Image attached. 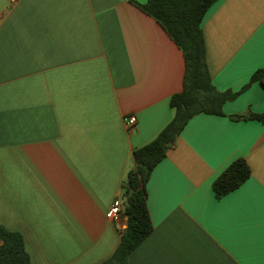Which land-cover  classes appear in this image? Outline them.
Masks as SVG:
<instances>
[{"label": "crops", "instance_id": "crops-1", "mask_svg": "<svg viewBox=\"0 0 264 264\" xmlns=\"http://www.w3.org/2000/svg\"><path fill=\"white\" fill-rule=\"evenodd\" d=\"M133 1L147 0H0V224L30 264L112 255L127 215L106 210L132 151L173 117L182 51ZM201 28L212 84L239 91L264 66V0H216ZM222 111L193 115L152 169L153 229L129 264H264V121L231 117L263 112L264 87ZM239 157L250 176L216 197L213 180Z\"/></svg>", "mask_w": 264, "mask_h": 264}, {"label": "trees", "instance_id": "trees-1", "mask_svg": "<svg viewBox=\"0 0 264 264\" xmlns=\"http://www.w3.org/2000/svg\"><path fill=\"white\" fill-rule=\"evenodd\" d=\"M216 0H147L134 2L142 11L153 17L180 48L184 58L182 89L170 98L174 109L171 120L149 142L132 151L134 165L126 173L122 184L125 228L112 255L100 264H129L131 251L153 229L147 207L146 182L154 166L165 157L188 120L199 112L223 114L222 104L234 99L252 82L264 87V66L256 69L250 80L239 91L218 90L208 72L202 18ZM233 119L256 118L264 121V111L234 114ZM250 166L244 158L231 161L213 180L216 197L236 189L250 176ZM0 264H30L22 236L0 224Z\"/></svg>", "mask_w": 264, "mask_h": 264}, {"label": "built area", "instance_id": "built-area-1", "mask_svg": "<svg viewBox=\"0 0 264 264\" xmlns=\"http://www.w3.org/2000/svg\"><path fill=\"white\" fill-rule=\"evenodd\" d=\"M136 119L135 116L130 115L126 117V126L131 128L135 123ZM124 199L122 196H116L111 203L109 204L106 210V218L109 220H118L121 216L122 209H123Z\"/></svg>", "mask_w": 264, "mask_h": 264}]
</instances>
